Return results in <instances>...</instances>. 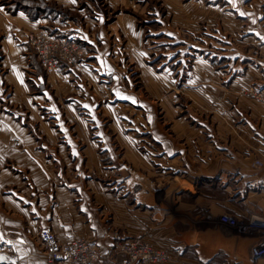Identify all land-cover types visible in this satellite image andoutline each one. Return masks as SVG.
<instances>
[{
  "label": "crops",
  "instance_id": "0c3cea01",
  "mask_svg": "<svg viewBox=\"0 0 264 264\" xmlns=\"http://www.w3.org/2000/svg\"><path fill=\"white\" fill-rule=\"evenodd\" d=\"M47 1L59 9L35 18L0 3V264H66L47 260L43 227L92 241L101 264H137L114 249L120 236L170 252L151 264H264L252 253L259 233L221 218L264 219V167L253 166L264 101L245 91L264 89V0H162L176 28L157 33L177 52L161 63L120 0H104L113 13ZM40 29L78 39L80 71L44 73L27 39ZM195 37L223 62L182 59L184 43L200 49ZM45 96L52 115L78 122L40 121Z\"/></svg>",
  "mask_w": 264,
  "mask_h": 264
},
{
  "label": "built area",
  "instance_id": "2783aa9c",
  "mask_svg": "<svg viewBox=\"0 0 264 264\" xmlns=\"http://www.w3.org/2000/svg\"><path fill=\"white\" fill-rule=\"evenodd\" d=\"M27 39L47 74L63 71L83 53V46L71 35L50 34L40 29L28 31ZM249 91L264 101V89L251 86ZM253 166L264 167V160L261 157L256 158ZM221 218L239 233H259L258 240L252 246V253L254 257L264 256V219L256 217L249 223H243L239 222L238 217L230 214H223ZM40 239L46 246L50 263L62 259L66 264H101L96 244L86 238L76 237L71 241L62 242L51 228L43 227L40 230ZM120 247L128 255L131 263L151 264L170 257L168 250L154 247L143 237L127 238L122 241Z\"/></svg>",
  "mask_w": 264,
  "mask_h": 264
},
{
  "label": "rangeland",
  "instance_id": "374dc122",
  "mask_svg": "<svg viewBox=\"0 0 264 264\" xmlns=\"http://www.w3.org/2000/svg\"><path fill=\"white\" fill-rule=\"evenodd\" d=\"M82 1H84L86 3L89 2L91 4L93 3L97 7L99 6L103 10H106V12H109V13L114 12V11H112V7L108 8L106 6L104 0H82ZM119 3H120V5H118V6L116 5V7L114 8V9H116V11L120 10V8H122L124 11H130V12L134 13L135 15H140L141 19H142V20H140L142 23L141 26L144 29H146V32L150 31L149 36H146V40H145V45L148 47V50H149V53H148L149 55L147 56L148 60H151L152 62L155 61L157 63L160 60H166V62H169L170 60L176 58V57H174L176 55V52H177L175 50V47L164 48L168 43L166 45H162V41H165V39H163V38L168 39V37L165 36L164 34L159 35V32L157 33V31H159L158 30L159 28L163 27V29H165V26H166L165 24L172 26L171 25L172 17L170 14L171 12L169 11V13H168V10H167L168 6L166 4H164L162 2V0H160V1L159 0H144L143 5L136 4L135 2H132V1H131V3H129V0H128V2L126 0H120ZM73 13H76V12H73ZM144 23H146V24H144ZM172 27L174 29L176 28L175 25ZM48 33H49V31H48ZM200 36H201V33H200ZM184 37H188V36L184 33ZM167 41H170V40L168 39ZM195 41H196L197 46L200 47V49L197 50V49L193 48V50H192L189 48V44H190L189 41L186 45L184 43V47H183L184 51L181 55L182 59L189 62V61H192L194 56H203L204 58L211 57L214 61L219 62V63L223 62L222 52H219V48L211 47V50L207 52L208 47L206 45H204L206 43L200 42V41H203L200 37L199 38L195 37ZM161 51H163L165 54L161 55V53H160ZM86 54H87V51L83 46V53L74 61V63L70 64L67 68L68 69H74L75 71H80L81 68L79 69V67L81 65H83L85 58H86ZM33 62L35 65H37L35 58H33ZM172 62H170V64ZM159 63H161V62H159ZM38 65L39 66L41 65L39 62V59H38ZM40 68L44 71V73H46L45 70L43 69V67L40 66ZM64 70H66V68ZM183 70H182V72H183ZM58 74H60V73H52V75H58ZM135 80H136V85L138 87V85H140V84L138 81L139 77L137 74H135ZM251 86L252 85L248 86L245 91L247 93V96L255 97L249 91ZM50 92H52V91H50ZM186 100H188V98H186V97H184L183 100L181 99L182 102H186ZM41 102H42V105L40 104V111L43 114V116L40 117V121H42V119H44L47 122H49L50 124L60 125V126L62 123L71 124V123L78 122V120L74 116H70V115H68V116H55V115H52L51 113H53V112L51 110V106H50V103H49L47 96H45V98L42 99ZM49 108H50V110H49ZM86 119H88L87 120L88 122L93 121L91 119V117H86ZM102 120H104V121H106V123H108L110 119H109V117L104 116V117H102ZM61 138L62 137H60V139ZM149 140H151V139H149ZM230 215H232V214H230ZM233 216L238 217L239 222L249 223V221H250V220H248L249 217L244 218V217H240L238 215H233ZM251 233H249V234H251ZM136 237H140V236H136ZM129 238H134V237H129ZM124 240H127V238H123L120 236L117 240L118 243L116 241L114 244V249L117 251H123L120 246L122 244V241H124ZM44 249L46 251V246L44 247ZM261 257H264V256H261ZM255 258H260V257H255ZM47 260H48V258H47Z\"/></svg>",
  "mask_w": 264,
  "mask_h": 264
},
{
  "label": "trees",
  "instance_id": "16d2710c",
  "mask_svg": "<svg viewBox=\"0 0 264 264\" xmlns=\"http://www.w3.org/2000/svg\"><path fill=\"white\" fill-rule=\"evenodd\" d=\"M0 3L4 4L10 11L23 9L34 18L48 10L59 9L58 5L47 0H0Z\"/></svg>",
  "mask_w": 264,
  "mask_h": 264
},
{
  "label": "snow or ice",
  "instance_id": "6c2138e0",
  "mask_svg": "<svg viewBox=\"0 0 264 264\" xmlns=\"http://www.w3.org/2000/svg\"><path fill=\"white\" fill-rule=\"evenodd\" d=\"M241 15H244L243 13H241ZM85 107H87V105L85 106ZM0 259H5L4 257H0Z\"/></svg>",
  "mask_w": 264,
  "mask_h": 264
}]
</instances>
